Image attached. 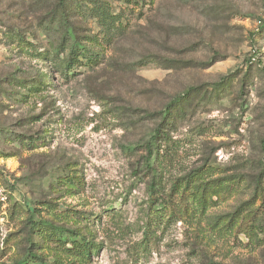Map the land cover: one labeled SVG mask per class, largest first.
Segmentation results:
<instances>
[{
	"label": "rangeland",
	"instance_id": "rangeland-1",
	"mask_svg": "<svg viewBox=\"0 0 264 264\" xmlns=\"http://www.w3.org/2000/svg\"><path fill=\"white\" fill-rule=\"evenodd\" d=\"M106 1L125 30L100 65L64 77L32 55L58 51L60 0H0V264L27 258L32 230L22 229L36 201L96 219L98 254L62 251L63 264H264V0ZM76 20L81 33L100 30L91 17ZM31 79L50 85L13 99ZM193 88L163 124L161 112ZM160 126L171 136L163 182L182 184L168 221L150 208L146 167ZM45 134L38 146L18 140ZM69 169L75 187L56 181Z\"/></svg>",
	"mask_w": 264,
	"mask_h": 264
},
{
	"label": "trees",
	"instance_id": "trees-1",
	"mask_svg": "<svg viewBox=\"0 0 264 264\" xmlns=\"http://www.w3.org/2000/svg\"><path fill=\"white\" fill-rule=\"evenodd\" d=\"M61 13L58 17L59 24L62 30V41L58 45V51L54 52L50 50L45 52L43 56H40L38 50L35 49V54L39 58L47 59L51 62L52 66L57 72H60L62 76L68 77L79 71V68L94 69L103 62L104 53L111 46L114 39L123 33L125 25L121 22V16L119 13H115L112 5L106 0H60ZM136 4L142 2L135 0ZM76 17L86 19L87 17L93 18L100 28L96 33L87 32L81 33L77 30L75 24ZM75 19V21H74ZM10 39L12 42L17 41V44L22 48L28 49L33 47L32 44L22 38L20 34L14 33ZM8 38V37H7ZM67 52V53H66ZM61 54L63 56L61 57ZM252 61V59H248ZM11 80H15L11 78ZM226 78H223L218 85L225 83ZM33 79L28 81H21L20 87L24 88V92H19V97L13 96V99L28 102L32 94L41 93L46 86L50 83L38 81L40 86L32 85ZM25 83H28L26 85ZM193 89H188L183 93L177 95L172 102H170L165 110L161 112L163 116V124L170 125V116L175 113V110L184 104L189 99ZM163 126L157 127L151 136L150 141L146 145V167L152 173L151 182V210L154 211V216L161 221L165 219L168 221L172 218L176 212L173 207L174 201L172 200L182 188V184L173 182L167 189L162 178L161 169V158L166 155V152H162V148L165 144H169L171 136L166 134L167 132L162 130ZM46 134L38 136L36 139H32L30 136L24 139H18L21 144L27 147L31 145L38 146V142L42 143L46 141ZM264 142V140H263ZM264 144V143H263ZM2 154V153H0ZM4 157H9L11 154H3ZM76 169H69L62 179L57 177L56 181L58 184L66 185L69 187L77 186L75 180L78 179V175L75 173ZM64 174V173H63ZM184 181H182L183 183ZM207 185L204 186L203 191L205 192ZM189 188V182L186 183L187 190ZM45 206V207H42ZM46 210L50 217L35 218V212ZM28 211V210H27ZM56 203L51 201H36L32 210L28 211V216L24 220V227L22 230L29 227L32 230V234L28 233L25 240L28 244L27 258H20L14 262V264H63L60 261L62 251L69 252L78 257H83L87 260H91L94 254H98L100 243L97 242L95 234L89 229L92 228L93 223L96 219L87 215L84 212L75 211L72 214H65L64 211H59L60 215L56 212ZM150 212V211H149ZM151 213V212H150ZM238 213V211L235 212ZM40 216V214H38ZM93 216V215H92ZM95 216V215H94ZM69 217V218H68ZM251 216H247L246 219L252 221ZM65 221L68 220L69 226L58 223L55 220ZM74 219V220H73ZM245 219V220H246ZM80 224H84L83 227ZM249 224H246V228H249ZM247 230V229H246ZM42 241H45L47 247L56 250L54 255L56 256L57 262H47L48 259L44 257V254L39 252L42 250L44 245ZM68 244L70 246H68ZM62 248V250H61Z\"/></svg>",
	"mask_w": 264,
	"mask_h": 264
}]
</instances>
